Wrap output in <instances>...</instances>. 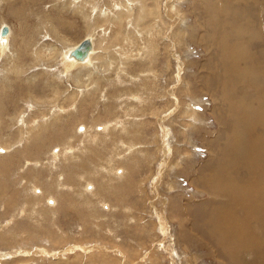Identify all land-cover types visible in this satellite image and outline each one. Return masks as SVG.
<instances>
[{"label":"rangeland","instance_id":"rangeland-1","mask_svg":"<svg viewBox=\"0 0 264 264\" xmlns=\"http://www.w3.org/2000/svg\"><path fill=\"white\" fill-rule=\"evenodd\" d=\"M98 1L111 11L101 33L56 0H0V28H12L0 55V264H264L254 251L261 225L237 228L245 215L222 190L255 177L233 143L257 121L235 110L257 100L240 90L245 69L230 66L256 63L264 75V0H173L180 23L172 0H145L162 12L138 29L113 23L117 0ZM45 21L68 42L44 38ZM91 33L113 61L98 86L85 72L78 86L62 61H35L29 50L38 40L65 50Z\"/></svg>","mask_w":264,"mask_h":264},{"label":"bare ground","instance_id":"bare-ground-1","mask_svg":"<svg viewBox=\"0 0 264 264\" xmlns=\"http://www.w3.org/2000/svg\"><path fill=\"white\" fill-rule=\"evenodd\" d=\"M2 1V0H1ZM26 1V0H25ZM120 1L121 0H117L114 4L113 7L115 8V6H118V9L116 10L117 12L115 13L114 16V24H119L120 28L124 27L125 23H127L128 25H130L131 27L138 29L141 26V22L143 20H146L147 16L150 15H157V13L159 12V15L161 14V9L160 6H157V8H148V6H145V0H143V4L140 6L141 7V11L136 13L134 12L133 8V4L134 1L136 0H122L125 8L122 9L120 8ZM163 1V0H161ZM97 2H99L98 0H72L68 1L67 0H56V4L59 3L58 5L61 4L62 8L65 9H69V8H73L78 11L85 20V24L87 25L88 29L90 32H93L94 30H96L97 32L100 31H106L105 30V25L104 23L101 24L100 20L103 22H107V18L110 16V10H106V9H99L96 5ZM137 3V2H136ZM171 4V9L172 11L175 12V17L172 18L171 17V22H175V21H179L183 22V18L180 17V13L181 10L178 8V5L176 3H174V1L172 0ZM253 4V3H252ZM122 7V6H121ZM244 8H242L243 10ZM63 10V9H62ZM61 10V11H62ZM139 10V9H138ZM154 11H157V13H154ZM144 12H146L145 14H143ZM240 13H242V11H240ZM245 15V11L243 12ZM65 14V13H64ZM170 15V14H169ZM50 16V15H49ZM61 16V15H60ZM236 16V15H235ZM159 21H162L161 17L157 16ZM153 18V17H151ZM160 19V20H159ZM41 20L42 17H41ZM50 20V19H49ZM63 20V19H62ZM239 20V19H238ZM53 22V21H52ZM65 22V21H62ZM61 22V25H62ZM235 22V21H234ZM68 22H66L67 24ZM164 23V21H163ZM60 25V26H61ZM64 25V24H63ZM3 26H7L9 31L7 34L3 35L1 33V29ZM0 28V55L3 53H6L7 50H9L10 47V39L12 36V28L9 25H3ZM71 26V25H70ZM109 26V25H107ZM40 27L43 28H47L46 34H41L42 36L44 35L49 36L52 39L59 38L60 41H67L68 42V38L66 37V34L64 33V30H61V28L58 26V24L56 23H50V22H43V24H40ZM49 27V28H48ZM148 27V26H147ZM146 27V28H147ZM142 28V27H141ZM149 28V27H148ZM153 30V28H152ZM99 31V32H100ZM144 31V30H143ZM147 31V30H146ZM52 32V33H50ZM101 33V32H100ZM99 33V34H100ZM134 33V32H133ZM152 33V32H151ZM183 32L179 31L176 34V37L179 35H182ZM43 36V37H44ZM98 34L96 33H91L90 35L86 36L85 38H83L80 42H78L76 45L69 47L65 50H62L61 48L58 49L57 46L58 44L54 43V42H45L46 40L43 41H35L37 42L36 44L34 43V47L32 49H29L31 52V55L34 57L35 61H42V62H46L47 60H55L58 61L60 60V62L62 61L63 63V67H64V72L70 77L73 78L74 81L76 82V84L78 86L83 84V81L81 80L80 75L83 74L85 72V75H87V79L90 80V82H95L97 83V86L100 84V80H103L102 78L105 77V75L102 76V74H104L106 71H108L110 69V65H112L113 61L110 60L109 57H107L105 55V53L99 52L98 51V47L97 46V39H98ZM103 36L104 39H101V42H104L105 38H106V34L101 35ZM44 37V38H45ZM114 37V36H113ZM112 37V38H113ZM117 38V37H116ZM153 38V37H152ZM84 39H89L91 40L92 46L88 52V55L83 59V60H79L77 59L74 55H73V50L79 46V44L84 40ZM115 39V37L113 38ZM119 39V38H118ZM151 39V38H150ZM156 39V37H155ZM99 40V39H98ZM122 40V39H121ZM238 40V39H237ZM241 40V39H240ZM150 41V40H149ZM99 43V42H98ZM106 43V42H104ZM147 43V42H146ZM145 43V44H146ZM252 43V42H251ZM69 44V43H68ZM103 44V43H102ZM100 44V45H102ZM67 45V44H66ZM65 45V47H66ZM107 45V44H105ZM70 46V45H67ZM150 46V45H149ZM28 48L30 47V45L28 44L27 46ZM96 47V50H95ZM98 47V48H97ZM104 48V47H103ZM106 48V47H105ZM102 49V48H101ZM143 49V48H142ZM155 49V48H154ZM104 50V49H103ZM10 53V52H9ZM12 53V52H11ZM152 53H155V50H152ZM14 53L10 54V56H13ZM214 54V53H213ZM9 56V55H8ZM111 56V55H110ZM217 56L218 53H217ZM221 56V55H220ZM256 56V55H255ZM254 56V57H255ZM253 57V58H254ZM240 58V55L238 56V58H236V62L238 61V59ZM246 54H243L242 59H239L240 62L242 61H246L249 58H247ZM13 59V58H12ZM20 59V58H19ZM114 59V58H113ZM15 61H18L17 59ZM232 65H228L231 68V71L233 70H239V69H247L246 67L249 66L247 65L245 67L242 66L241 68H238V66H236L238 63H234L233 61H231ZM227 64V63H226ZM242 64V63H240ZM15 65V64H14ZM62 65V64H61ZM243 65V64H242ZM250 67H248V69L244 72H246L248 75L247 77H240V79H238V81L242 82L243 84V88L240 86V90L242 92H244V97H250V100L253 102H255L257 100V104H253L252 106H250V104H244L241 103L242 105H240V107L238 109H236V113L238 114L240 112H243V118L247 117L249 119L251 118H257L256 123L255 124H261V128L259 129V126H256L254 130H252L250 128V126L248 127L247 125V135L246 138H239V136L236 138L237 140H235V142L233 143V151L236 152H240V157L247 162V164L250 165V167L248 169H246L245 173L250 175L251 171L252 173L255 175L254 178H252L253 176H251L252 179H250L249 183L250 185H247L245 188H241V184L238 183V181H233L231 183H229V188L226 190V188H222V190L224 191L223 193L229 194L230 197H234L233 200H231L234 203V206L232 207L231 210H242V212L244 213V218L240 221L239 225L237 226V228H240L241 226H243V228L248 227V225H251L252 222L256 223L254 225L260 224V228L263 230L264 233V143L262 142V138H264V75L260 76L258 73L260 72L259 69H257L256 67V63H252L251 62ZM89 66V67H88ZM15 67H11V69H13ZM98 69L96 70L97 76L95 75V77H93L94 69ZM17 69V68H16ZM226 69H228L226 67ZM15 70V69H14ZM18 70V69H17ZM229 70V69H228ZM12 71V70H11ZM100 71V72H99ZM218 71V70H217ZM232 71V72H233ZM25 72V71H23ZM21 72V73H23ZM88 72V73H87ZM15 73V71H14ZM20 73V72H19ZM101 73V74H100ZM246 76V74H244ZM17 76V74H16ZM19 76V75H18ZM234 79V78H233ZM237 81V80H236ZM249 81V82H248ZM227 83V81H226ZM234 83V82H233ZM236 83V82H235ZM89 84V83H88ZM256 86V90L255 86ZM227 85V84H226ZM228 87V86H227ZM249 87H253L252 91H247L249 89ZM189 88V87H188ZM247 88V89H246ZM233 89V88H232ZM236 89V88H235ZM238 89V88H237ZM255 90L257 91L255 94ZM57 91V90H56ZM78 91V90H77ZM228 91V90H227ZM226 91V92H227ZM236 91V90H235ZM60 92V91H59ZM239 92V91H238ZM239 92V93H242ZM228 93V92H227ZM237 93V92H236ZM258 93V96H257ZM75 92H73L72 94H69L71 97L73 98ZM78 94V92H76V95ZM232 94V93H231ZM137 96V95H136ZM175 98V97H174ZM238 98V97H237ZM241 98V97H240ZM239 98V99H240ZM68 98H66L67 100ZM233 100V99H232ZM242 100V99H241ZM240 100V101H241ZM244 100V99H243ZM234 101V100H233ZM239 101V102H240ZM232 102V101H230ZM244 102V101H243ZM250 102V101H249ZM248 102V103H249ZM238 103V102H237ZM251 103V102H250ZM239 105V104H238ZM257 106L254 107V106ZM236 106V105H235ZM254 107V108H252ZM65 109V106H59L58 110H57V114L56 115H61L63 113V110ZM132 109V108H131ZM232 109V108H231ZM230 110V108H229ZM42 113V112H41ZM133 113H135L133 111ZM185 114H190V117H194L195 116V112L193 111V107L191 104L187 105L186 110H185ZM232 114H234V111H232ZM125 115V114H124ZM127 115V114H126ZM188 116V117H189ZM44 117V116H43ZM230 117V116H229ZM228 117V118H229ZM239 117V116H238ZM223 119V118H222ZM245 119V118H244ZM225 120V119H224ZM238 120V119H236ZM252 120V119H251ZM256 120V119H254ZM253 120V121H254ZM242 121V120H241ZM244 121V120H243ZM247 122V120H245ZM249 122V121H248ZM229 123V122H228ZM233 123V122H232ZM239 123V122H238ZM245 124V123H244ZM243 124V125H244ZM39 125V121H37L36 118H34L33 120H31V126L30 128L27 129L26 134L32 136L35 132V128L38 127ZM230 125V124H229ZM242 125V126H243ZM234 126V125H233ZM245 126V127H246ZM235 128V127H233ZM240 128V127H239ZM242 128V127H241ZM243 129V128H242ZM227 130V129H226ZM240 130V129H239ZM237 130V131H239ZM246 130V129H245ZM256 130H258V132H256ZM21 131V130H20ZM254 131V135H255V139H252V132ZM22 132V131H21ZM24 133V132H23ZM243 133V132H242ZM220 135V134H219ZM228 135V134H227ZM34 136V135H33ZM223 136V134H222ZM234 136V135H233ZM243 136V135H242ZM72 138V137H71ZM216 139V138H215ZM225 139V138H224ZM71 140V139H70ZM233 142V141H231ZM224 147V146H223ZM222 147V148H223ZM226 149V148H225ZM2 150V152L6 151L0 148V151ZM59 151V150H58ZM56 150V153L58 152ZM219 151V150H218ZM224 151V150H223ZM66 152V150H65ZM215 153V151H214ZM216 154V153H215ZM55 155V153H54ZM72 156V155H71ZM213 156V155H212ZM218 156V155H217ZM222 157V156H221ZM215 159V157H214ZM217 159V158H216ZM240 161L242 159L237 158ZM219 160L221 161V159L219 158ZM218 160V161H219ZM217 161V160H216ZM111 162V161H110ZM237 162V161H236ZM235 162V163H236ZM224 163V162H223ZM238 163V162H237ZM240 163V162H239ZM112 164V163H111ZM179 164V163H178ZM221 164V163H220ZM229 164H226V166H228ZM219 166V164L217 165ZM238 166V165H237ZM243 167H245V165H243ZM230 168V166H229ZM230 170V169H229ZM224 172V171H222ZM241 172V171H240ZM230 172H228L229 174ZM242 173V172H241ZM243 175V174H242ZM247 176V175H246ZM244 177V176H243ZM249 178V177H248ZM80 179V178H79ZM216 179V177H215ZM245 182V181H244ZM218 185V184H217ZM226 190V191H225ZM90 191V190H89ZM231 199V198H230ZM231 202V204H233ZM238 204H235L237 203ZM236 205V206H235ZM241 212V211H240ZM228 217V215H227ZM229 218L230 220H235V212H229ZM228 219V218H227ZM233 222V221H232ZM231 224V223H230ZM253 225V224H252ZM226 234V233H225ZM242 237V236H241ZM240 243V242H239ZM254 244L257 248V250L254 249V251L257 253H259L260 255H262L261 257L264 258V252H262L261 246H264V236L262 238H258L256 237V240L254 241ZM252 246V245H251ZM253 251V252H254ZM261 260V259H260ZM261 262V261H260ZM264 263V262H263ZM261 264V263H260Z\"/></svg>","mask_w":264,"mask_h":264},{"label":"water","instance_id":"water-1","mask_svg":"<svg viewBox=\"0 0 264 264\" xmlns=\"http://www.w3.org/2000/svg\"><path fill=\"white\" fill-rule=\"evenodd\" d=\"M9 31L8 27L7 26H3L2 29H1V33L3 35L7 34ZM92 46V43H91V40L89 39H84L78 47H76L74 50H73V55L79 59V60H83L87 55H88V52L90 50Z\"/></svg>","mask_w":264,"mask_h":264}]
</instances>
